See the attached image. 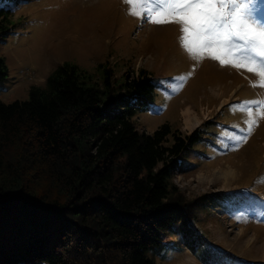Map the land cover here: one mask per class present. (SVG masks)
Here are the masks:
<instances>
[{"label": "trees", "instance_id": "1", "mask_svg": "<svg viewBox=\"0 0 264 264\" xmlns=\"http://www.w3.org/2000/svg\"><path fill=\"white\" fill-rule=\"evenodd\" d=\"M154 95L144 70L118 82L63 63L28 100H0V264H158L170 233L203 255L193 221L205 198L184 202L171 185L200 134L138 131Z\"/></svg>", "mask_w": 264, "mask_h": 264}, {"label": "rangeland", "instance_id": "2", "mask_svg": "<svg viewBox=\"0 0 264 264\" xmlns=\"http://www.w3.org/2000/svg\"><path fill=\"white\" fill-rule=\"evenodd\" d=\"M257 3L254 15L264 21V6ZM129 7L123 0H0V9L9 12V32L0 36L8 70L0 100H28L30 89L45 88L63 63L95 80L107 67L118 82L144 70L155 95L135 125L147 134L164 124L182 135L200 134L181 157L171 185L184 202L205 198L193 221L203 255L170 233L157 263L264 264V118L246 141L229 139L247 134V115L238 106L264 99V87H253L259 78L245 69L191 59L181 47L179 25L150 23L130 15ZM187 106L200 121L192 120V128L181 114ZM229 171L234 178L223 176Z\"/></svg>", "mask_w": 264, "mask_h": 264}, {"label": "snow or ice", "instance_id": "3", "mask_svg": "<svg viewBox=\"0 0 264 264\" xmlns=\"http://www.w3.org/2000/svg\"><path fill=\"white\" fill-rule=\"evenodd\" d=\"M129 14L148 22L180 26L181 47L197 62L204 59L220 65L245 69L258 76L253 87H264V21L254 13L257 0H123ZM264 6V0H260ZM179 79H184L180 77ZM255 105V112L253 106ZM247 115L246 135L229 137L237 143L247 140L259 119L264 118V99L238 106Z\"/></svg>", "mask_w": 264, "mask_h": 264}, {"label": "bare ground", "instance_id": "4", "mask_svg": "<svg viewBox=\"0 0 264 264\" xmlns=\"http://www.w3.org/2000/svg\"><path fill=\"white\" fill-rule=\"evenodd\" d=\"M224 99H225L224 101L227 100L226 98H224ZM224 101H223V102H224ZM192 109H193V108L187 106V107H186L185 109H183L182 112H181L182 117H183V121H184V123L186 124V126H188V128H189V127L192 128V126H193L194 124H199V122H200L199 119L197 118V116L193 114V110H192ZM192 120L195 121V122H193V123H194L193 125H191ZM223 176H224L225 178H234L235 173H234L233 171L224 172Z\"/></svg>", "mask_w": 264, "mask_h": 264}]
</instances>
